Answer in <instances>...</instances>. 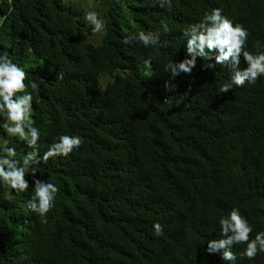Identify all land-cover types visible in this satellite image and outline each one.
Here are the masks:
<instances>
[{
  "label": "trees",
  "instance_id": "16d2710c",
  "mask_svg": "<svg viewBox=\"0 0 264 264\" xmlns=\"http://www.w3.org/2000/svg\"><path fill=\"white\" fill-rule=\"evenodd\" d=\"M89 3L102 12L106 35L84 21ZM11 6L0 54L7 51L29 73L26 83L39 86L32 118L40 154L60 133L84 143L34 166L35 178L60 189L47 223L24 206L33 174L27 192L0 185V264H229L206 251L207 240L221 238V216L238 207L253 238L264 231V80L220 93L230 70L202 68L209 61L200 57L191 75L165 71L187 56L183 29L215 7L248 29L247 50L259 41L264 51V0H173L171 9L157 0ZM8 8L0 0V16ZM141 30L161 32L158 50L122 42ZM149 57L151 71L143 63ZM10 143L18 155L30 150ZM244 247H233L236 264H264V253L241 258Z\"/></svg>",
  "mask_w": 264,
  "mask_h": 264
},
{
  "label": "clouds",
  "instance_id": "9594fccd",
  "mask_svg": "<svg viewBox=\"0 0 264 264\" xmlns=\"http://www.w3.org/2000/svg\"><path fill=\"white\" fill-rule=\"evenodd\" d=\"M75 2V0H73ZM160 7H173V0H157ZM8 12L0 16V27L8 19V15L15 11L11 5L13 0H7ZM68 6L69 0H61ZM97 6L89 3L84 10V21L91 26L93 34H107L106 22ZM163 33H170L172 29L166 21H161ZM160 31L130 32L124 39V44L134 42L145 48H159ZM186 41L187 56L177 58L166 65L165 71L172 77L181 73L191 75L196 66V59L200 57L209 61L201 65L205 69H215L217 65L230 70V78L219 87L220 93H227L233 86L243 87L246 83L257 84L264 80V51H261L259 41L255 42L256 51L247 50L249 32L241 23H234L219 7L205 12L196 23L188 25L182 31ZM244 60V61H243ZM247 65L243 69L239 66ZM147 71L152 70V59L144 60ZM58 79H63V73H57ZM29 73L23 67L14 63L10 54L4 51L0 54V185L17 193L29 190L27 174H33V194L25 203V208L40 217L41 223H47V214L54 208L59 187L48 180L35 178V167L41 162L47 163L50 158L67 157L74 150L82 147L84 140L78 134L60 133L47 150L40 154L41 132L35 126L33 109V93L38 91L35 81L26 83ZM167 87V82H166ZM31 89V90H29ZM5 136L7 138H5ZM12 139L22 141L28 149L23 155H18L16 147L10 143ZM221 238L206 241V251L220 255L221 260L236 264L237 253L233 251L235 245H245L239 256L254 260L258 254L264 253V231H257L252 237L253 225L241 214L238 207H232L225 216L218 220ZM154 234L163 235V226L153 224Z\"/></svg>",
  "mask_w": 264,
  "mask_h": 264
}]
</instances>
